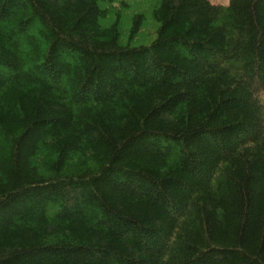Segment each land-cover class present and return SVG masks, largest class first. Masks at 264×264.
Listing matches in <instances>:
<instances>
[{"label": "trees", "instance_id": "1", "mask_svg": "<svg viewBox=\"0 0 264 264\" xmlns=\"http://www.w3.org/2000/svg\"><path fill=\"white\" fill-rule=\"evenodd\" d=\"M132 3L0 0V264H264V0Z\"/></svg>", "mask_w": 264, "mask_h": 264}, {"label": "rangeland", "instance_id": "2", "mask_svg": "<svg viewBox=\"0 0 264 264\" xmlns=\"http://www.w3.org/2000/svg\"><path fill=\"white\" fill-rule=\"evenodd\" d=\"M138 1L141 2L142 0H127V2H129L131 4L132 8H133L132 10H129V14L128 15L132 14V12H134V10L139 8V4L134 5L132 3V2L137 3ZM210 1L213 2V3L224 4V3H227L228 0H210ZM114 5L115 6H113V8H112V12L110 13L109 18L103 21V24H105L107 26H109V25L114 23V20H115L116 15L118 13H120L123 18H126V16H127V15H124V12L122 13V11H119V8L122 10V8L119 5V3H115ZM127 13L128 12H126L125 14H127ZM123 26H126V24L123 25ZM123 32L126 33V27L123 28Z\"/></svg>", "mask_w": 264, "mask_h": 264}]
</instances>
